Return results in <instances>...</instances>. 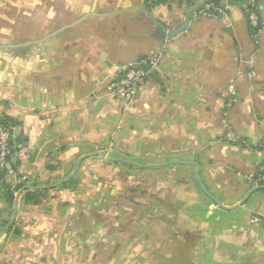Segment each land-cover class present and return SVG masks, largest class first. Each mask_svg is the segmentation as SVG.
<instances>
[{"label":"crops","instance_id":"crops-1","mask_svg":"<svg viewBox=\"0 0 264 264\" xmlns=\"http://www.w3.org/2000/svg\"><path fill=\"white\" fill-rule=\"evenodd\" d=\"M239 1L0 0V264H264V24ZM142 56L127 105L107 86Z\"/></svg>","mask_w":264,"mask_h":264},{"label":"built area","instance_id":"built-area-1","mask_svg":"<svg viewBox=\"0 0 264 264\" xmlns=\"http://www.w3.org/2000/svg\"><path fill=\"white\" fill-rule=\"evenodd\" d=\"M150 4L169 3V2H188L197 4L202 0H148ZM246 15L249 26L258 32L264 24V19L259 15L257 2L248 0ZM217 11L222 12V8L217 3L206 0L201 6V12ZM156 65V60L149 57H139L137 60L123 66L122 72L107 86L110 95L123 99L127 105H133L137 100V95L141 85ZM227 138L230 134L227 133ZM13 135L11 125L3 121L0 115V171L6 174H13L14 166L12 160ZM250 180L256 186H264V168L250 175ZM14 183H20L21 179H14Z\"/></svg>","mask_w":264,"mask_h":264},{"label":"water","instance_id":"water-1","mask_svg":"<svg viewBox=\"0 0 264 264\" xmlns=\"http://www.w3.org/2000/svg\"><path fill=\"white\" fill-rule=\"evenodd\" d=\"M206 0H202L199 3L196 4V8H198L199 6H201ZM233 2V0H230ZM248 0H240L239 2H236L238 5H242L243 3L247 2ZM157 23V22H156ZM171 33V32H170ZM13 132V128L11 127V133Z\"/></svg>","mask_w":264,"mask_h":264},{"label":"trees","instance_id":"trees-1","mask_svg":"<svg viewBox=\"0 0 264 264\" xmlns=\"http://www.w3.org/2000/svg\"><path fill=\"white\" fill-rule=\"evenodd\" d=\"M211 1H213V2L216 3V0H211ZM2 119H3V121H5L6 123H8L9 125L12 124V121H11V119H10L9 117H7V116H2Z\"/></svg>","mask_w":264,"mask_h":264}]
</instances>
